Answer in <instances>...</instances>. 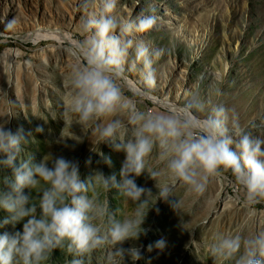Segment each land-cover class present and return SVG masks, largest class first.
I'll return each instance as SVG.
<instances>
[{
    "label": "rangeland",
    "instance_id": "374dc122",
    "mask_svg": "<svg viewBox=\"0 0 264 264\" xmlns=\"http://www.w3.org/2000/svg\"><path fill=\"white\" fill-rule=\"evenodd\" d=\"M100 10L101 0H0V123L8 121L6 127L13 133L23 130L28 141L25 155L34 154L37 162L51 153L77 162L81 179L100 173L119 181L125 153L115 151L109 143L96 145L92 129L85 133L74 117L64 115L68 93L65 78L76 63L71 52L76 47L58 39L30 37L38 27H45L57 29L70 40H84L87 34L82 31L83 21ZM112 14L129 23L144 16L156 18L151 30L133 31L128 36L134 44L145 41L150 51L164 50L153 60L154 86L145 84L141 64L132 68L134 46L119 80L123 93L139 109L178 113L147 95L180 107L201 98L234 109L241 127L253 137L264 139V0H116ZM155 157L154 151L149 166L159 170L163 166ZM11 175V169L0 167V191L7 190L3 177ZM156 179L161 185L173 184L167 173ZM135 182L154 195L158 191L146 172ZM94 184L90 197L118 210V218L132 215L135 205L119 191L104 190L99 178ZM42 187H46L43 181L34 191L33 202L38 203ZM172 195L168 202L158 200L149 210L142 225L147 234L122 245L140 248L142 259L135 264H147L149 260L151 264H222L209 254L216 235L241 231L249 235L264 230V203L246 205L243 190L230 173L210 178L203 194L175 182ZM225 196L237 202L221 201ZM176 201L179 206L174 211L171 205ZM6 216L0 209V222ZM22 228V223L15 228L6 225L0 228V234ZM161 238L168 244L165 251L149 252L148 245ZM101 250L108 259L112 249L105 245L84 256V264H95ZM69 255L66 249L57 248L44 264H70ZM107 259L99 264H111ZM116 260L133 264L129 257Z\"/></svg>",
    "mask_w": 264,
    "mask_h": 264
},
{
    "label": "clouds",
    "instance_id": "9594fccd",
    "mask_svg": "<svg viewBox=\"0 0 264 264\" xmlns=\"http://www.w3.org/2000/svg\"><path fill=\"white\" fill-rule=\"evenodd\" d=\"M115 7L116 0H101L100 12L82 23L87 38L76 43V63L65 78L64 115L74 117L85 133L92 129L96 145L109 143L125 153L120 179L100 173L81 179L77 162L51 153L37 162L34 154L25 155L28 141L23 130L13 133L6 127L8 121L0 123V155L4 157L0 167L12 172L2 179L7 190L0 191V209L7 216L0 228L23 224L22 231L0 234V264H44L57 248L73 256L70 264H84V256L105 245L112 249L111 264L125 257L135 264L142 259L140 248L122 245L147 234L142 225L149 210L158 200L168 202L173 197L175 182L203 194L210 178L230 173L241 186L246 205L264 203V139L246 132L234 109L193 98L185 106L190 114L186 117L184 112L141 110L123 93L119 80L130 49L134 46L132 68L142 65L149 87L156 80L153 60L164 50L150 51L145 41L134 44L128 39L133 31L151 30L156 24L154 16L139 17L133 23L120 21L112 14ZM154 151L157 164L163 166L159 170L149 166ZM105 162L111 164L108 158ZM145 172L156 182L155 195L135 182ZM162 173L173 184L161 185L156 178ZM96 178L104 190L115 188L135 205L130 217L118 218V210L88 195L95 190ZM41 181L46 187L39 189L35 203L33 194ZM171 206L175 211L179 205L176 201ZM167 246L161 238L147 250L160 254ZM209 254L222 264H264V230L249 235L242 231L218 234Z\"/></svg>",
    "mask_w": 264,
    "mask_h": 264
},
{
    "label": "bare ground",
    "instance_id": "6f19581e",
    "mask_svg": "<svg viewBox=\"0 0 264 264\" xmlns=\"http://www.w3.org/2000/svg\"><path fill=\"white\" fill-rule=\"evenodd\" d=\"M35 35V38L36 40L38 38H50V39H58L60 41H67V42H70L72 45H74L76 47V41H73L72 39L70 40V38L68 37V35L66 34H62L60 33L57 29H50V28H45V27H38L35 31H33L31 34H30V37H34ZM29 36V35H28ZM73 54L75 52L74 49H72L71 51ZM70 52V53H71ZM134 83V82H133ZM130 88L133 90V91H136V88L133 86V84H130L129 85ZM138 87V86H137ZM143 95V94H142ZM152 101H154L156 104L158 105H161V106H164V107H167V108H170L171 110L173 111H177V112H185V116L188 117L190 114L186 111L185 107H180L174 103H171L170 101H168L167 99H159L158 97H155L153 95H147ZM221 187H222V184H220ZM221 201H230V202H237V200L232 197V196H225V197H220ZM102 253V250L98 252V254L96 255L95 257V264H99L103 261H105L107 258L105 256H102L101 255ZM104 255V254H103ZM69 259L70 261L73 259V256L70 254L69 255ZM108 260V259H107ZM94 264V263H92Z\"/></svg>",
    "mask_w": 264,
    "mask_h": 264
}]
</instances>
